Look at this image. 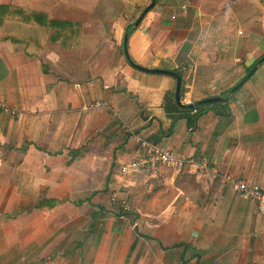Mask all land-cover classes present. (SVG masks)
Instances as JSON below:
<instances>
[{
	"label": "crops",
	"instance_id": "obj_1",
	"mask_svg": "<svg viewBox=\"0 0 264 264\" xmlns=\"http://www.w3.org/2000/svg\"><path fill=\"white\" fill-rule=\"evenodd\" d=\"M150 2L0 0V264H264V0H154L135 26ZM129 26L182 105L227 100L179 107ZM140 140L207 168L121 174Z\"/></svg>",
	"mask_w": 264,
	"mask_h": 264
},
{
	"label": "built area",
	"instance_id": "obj_2",
	"mask_svg": "<svg viewBox=\"0 0 264 264\" xmlns=\"http://www.w3.org/2000/svg\"><path fill=\"white\" fill-rule=\"evenodd\" d=\"M102 106L103 105L99 103L93 104L94 109ZM0 108L8 111V108L4 104H1ZM194 166L199 169H206L207 163L204 160L198 161L192 158L177 156L161 146L140 140V149L135 152L132 160L120 169V173L123 175L144 174L148 177H157L161 175L162 171L170 170L179 173L187 167ZM233 188L235 192L248 196L259 202L263 199L258 186L248 185L243 180L233 182ZM123 209L126 211L128 210V207L123 206Z\"/></svg>",
	"mask_w": 264,
	"mask_h": 264
},
{
	"label": "trees",
	"instance_id": "obj_3",
	"mask_svg": "<svg viewBox=\"0 0 264 264\" xmlns=\"http://www.w3.org/2000/svg\"><path fill=\"white\" fill-rule=\"evenodd\" d=\"M4 7H2V10ZM1 16H0V27L5 19V14L3 11H0ZM49 24L52 25V22L49 21ZM48 30V36H50V27H47ZM134 29L132 26L127 27L124 30V36L128 38ZM52 39L50 38V41ZM53 41V40H52ZM123 51V47H121ZM257 62V61H256ZM256 62L253 63V65L247 70L246 75L250 72L252 67L256 64ZM229 92L225 93L228 94ZM226 105V104H225ZM205 109H212L213 108V103L211 104H205L204 106ZM218 116H221L222 114L218 111H216ZM198 115L196 116V118ZM163 174H161L162 176ZM161 176L158 178H149L148 180H145L143 178V175H138L137 176V184L136 187L133 189V195L139 196L140 203L139 206L142 208V210L147 213V212H153L157 213L164 207L166 203H169L167 198V193H166V188L161 184ZM169 195V192H168Z\"/></svg>",
	"mask_w": 264,
	"mask_h": 264
},
{
	"label": "water",
	"instance_id": "obj_4",
	"mask_svg": "<svg viewBox=\"0 0 264 264\" xmlns=\"http://www.w3.org/2000/svg\"><path fill=\"white\" fill-rule=\"evenodd\" d=\"M154 6V0H151L150 4L147 6V8L143 11L142 15L136 20L135 22V26H137V24L139 23V21L141 20V17L147 12L149 11L152 7ZM126 40L127 38L124 37V53H125V56L127 58V61L130 62V64L138 69V70H141L143 72H146V73H157V74H164V75H168V76H171L175 79L176 81V85H175V102L176 104L181 107V108H187V109H193L199 105H203V104H209V103H214V102H220V101H226L227 98H209V99H206V100H202L200 102H197V103H194V104H189V105H182L181 102H180V95H179V92H180V84H181V80H180V77L178 76V74L172 72V71H167V70H148V69H144V68H140L139 66H136L135 64H132V62L129 60V58L127 57L126 55ZM262 62H264V55L256 62V64L252 67V69L250 70L249 74L248 75H251L257 68L258 65H260ZM246 78L242 79L236 86H234L232 89H231V93L234 92L235 90H237L240 86H242V84L245 82Z\"/></svg>",
	"mask_w": 264,
	"mask_h": 264
},
{
	"label": "rangeland",
	"instance_id": "obj_5",
	"mask_svg": "<svg viewBox=\"0 0 264 264\" xmlns=\"http://www.w3.org/2000/svg\"><path fill=\"white\" fill-rule=\"evenodd\" d=\"M209 104H211V103H209ZM87 226V225H86ZM82 238V237H81ZM80 238H77V240H79ZM83 239V238H82ZM49 257H51V256H49ZM61 257V256H60ZM45 258H48V256H46ZM85 257H84V254L82 253V254H79L78 252H75L74 253V256H73V263L72 264H85V262L87 263L88 261L86 260L85 261V259H84ZM45 260V259H44ZM85 261V262H84ZM0 262H1V260H0ZM55 263V262H54ZM31 264H36V262H33V263H31ZM44 264H48V261L46 260L45 261V263ZM60 264H69L66 260H64L62 263H60Z\"/></svg>",
	"mask_w": 264,
	"mask_h": 264
}]
</instances>
